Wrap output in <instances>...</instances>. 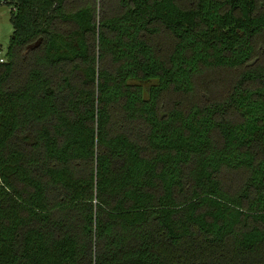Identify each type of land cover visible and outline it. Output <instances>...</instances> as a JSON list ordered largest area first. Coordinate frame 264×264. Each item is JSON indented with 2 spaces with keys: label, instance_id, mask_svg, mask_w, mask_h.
<instances>
[{
  "label": "trees",
  "instance_id": "trees-1",
  "mask_svg": "<svg viewBox=\"0 0 264 264\" xmlns=\"http://www.w3.org/2000/svg\"><path fill=\"white\" fill-rule=\"evenodd\" d=\"M4 2L0 264H264V0Z\"/></svg>",
  "mask_w": 264,
  "mask_h": 264
},
{
  "label": "rangeland",
  "instance_id": "rangeland-1",
  "mask_svg": "<svg viewBox=\"0 0 264 264\" xmlns=\"http://www.w3.org/2000/svg\"><path fill=\"white\" fill-rule=\"evenodd\" d=\"M5 0H0V48L4 52L8 49L10 44L11 35L14 31V26L11 22L12 15V6L4 2ZM101 3L97 2V8H100ZM255 105H249V109L257 111L258 109L254 108ZM259 108V107H258Z\"/></svg>",
  "mask_w": 264,
  "mask_h": 264
},
{
  "label": "built area",
  "instance_id": "built-area-1",
  "mask_svg": "<svg viewBox=\"0 0 264 264\" xmlns=\"http://www.w3.org/2000/svg\"><path fill=\"white\" fill-rule=\"evenodd\" d=\"M7 61L6 52L0 48V63H5Z\"/></svg>",
  "mask_w": 264,
  "mask_h": 264
}]
</instances>
